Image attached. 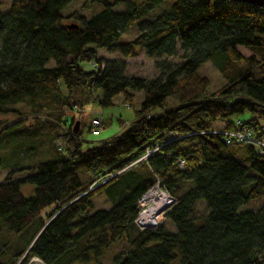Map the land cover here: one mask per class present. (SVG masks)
<instances>
[{"label":"trees","instance_id":"trees-1","mask_svg":"<svg viewBox=\"0 0 264 264\" xmlns=\"http://www.w3.org/2000/svg\"><path fill=\"white\" fill-rule=\"evenodd\" d=\"M93 1L103 8L92 17L64 13L74 0H12L6 13L0 6V114L26 97L49 99L53 120L36 115V127L55 131L64 143L61 150L53 142V158L10 170L0 182V264H29L34 256L45 264H102L124 239L129 249L113 255L112 264H264V151L256 144H227L222 132H213L219 120L227 130L240 121L264 135V6L237 0ZM133 25L140 34L123 40ZM102 48L124 58L142 50L161 58L181 49L184 56L180 63L157 60L160 76L129 77L125 61L105 60L98 54ZM216 59L227 83L210 93L212 82L200 68ZM135 91L144 98L133 122L85 148L87 122L76 133L81 118L68 109L85 105L93 94L92 103L102 108L121 95L132 104ZM244 112H252L251 119H231ZM20 124L5 128L21 134ZM156 147L146 161H137ZM17 172L25 175L15 177ZM157 177L175 198L167 216L174 230L165 219L156 229L135 223L138 200ZM28 184L35 187L29 196L22 188ZM99 195L113 207L95 209ZM255 202L256 208L247 207ZM32 225L27 244L14 240Z\"/></svg>","mask_w":264,"mask_h":264},{"label":"rangeland","instance_id":"rangeland-1","mask_svg":"<svg viewBox=\"0 0 264 264\" xmlns=\"http://www.w3.org/2000/svg\"><path fill=\"white\" fill-rule=\"evenodd\" d=\"M12 0H0V6L1 10L6 13L11 4ZM103 6L101 3L93 0H74V3L71 4L64 13H69L74 10H77L79 13L83 15H87L88 17H92L95 15L98 11L102 10ZM123 6H119L117 10H121ZM162 8H167V4L162 5ZM138 25H133L125 31V33L122 36L123 40H129L137 37L140 34V28H138ZM243 54L248 56L250 54V50L240 47ZM100 57L105 58V60H124L126 64V71L125 75L131 77V76H137V77H146V78H153L156 76H160L161 70L157 67V60L167 59L171 63H180L183 60L184 51L181 49L178 50L177 55H174L173 57H169L166 55H163L161 58L157 57H149L147 53L142 50L141 54L137 57H130V58H124L120 53H117L115 51L110 50L109 48H102L99 50ZM221 64L220 59H216V61H207L201 68L200 72L203 76H208L212 82L211 86L208 89V92L213 93L218 91L223 85L227 83L224 76L222 75L221 71L219 70ZM51 66L54 65V63L50 64ZM86 68H90L89 63L83 64ZM100 92H98L97 95H99ZM96 94L92 95V100H94L93 97H95ZM134 101L132 104L127 102L129 104V107L126 106V102L124 97L117 96L115 99V104L111 107L102 108L99 107L98 104L92 103V100H90L88 103L86 102L85 105L79 106L76 110H80L79 112H69L74 116L75 119L81 118L80 126L84 125V122H87V124H90L91 119H102L103 124L101 128L99 129L101 131L100 135H94L93 132L87 129V126H84L83 132H82V141L84 142V147L88 148L93 144L101 143L102 140L108 139L112 137L115 134L123 132V130L129 126L128 122H133L135 117V110L140 108V103L142 102L144 98V92L143 91H135L133 92ZM48 101V102H47ZM37 103V104H36ZM171 103V101H170ZM36 104V105H35ZM40 107V105H44L42 109L44 111L40 112H31L32 109L37 106ZM11 111L3 112L0 114V126L3 128H7V126L12 125L15 121H19L20 123V129L23 130V133L16 134V131H12L9 129H3L0 128V155L2 157V163L0 166V182H3L6 179V175L10 170L17 169L19 167L22 168H28V166H34L37 165L39 162L48 160L49 158H53L56 154L54 153L53 144L56 143L57 147L59 148L64 143L61 138L57 139L58 134L55 131L52 130H45L44 128L38 129L36 126V115H39V119L43 121L53 120L52 115L50 112H54V104L50 102L49 99L46 101L43 99H39L37 101H31L29 97L24 98L23 101L17 102L14 105H7ZM15 109L19 110L20 113L16 112ZM253 116V113L251 112H244L240 115L232 116L231 119L234 121L237 120H246L248 121ZM122 120V122H121ZM261 123L264 122V118H262ZM126 122V123H125ZM36 124V125H35ZM219 128V125L216 124V129ZM63 132L66 131V129H62ZM36 131L37 135H32L31 132ZM54 137L56 139L54 140ZM54 142V143H53ZM24 172H17L15 177H22L24 176ZM23 191L25 195L29 196L34 190L33 185H24ZM258 202L251 203L247 205V207L250 208H256L258 206ZM94 208L95 209H105V208H112V202H110L107 199L106 195H99L94 200ZM51 208L45 209L43 212H49ZM198 212L200 214L204 213V203L199 205ZM167 222L169 229L174 230L175 227L169 221V219L166 217L164 218ZM163 219V220H164ZM35 226L32 225L26 230H24L23 233H20L19 235H15L16 241H18L21 244H27L29 240H31V237L33 233L35 232ZM10 235V236H9ZM12 234H8V237H11ZM2 239V238H0ZM5 241V240H4ZM126 239L123 241L117 242L113 247H111L110 250L107 251L106 256L103 258L102 264H112V256L117 254L119 251L127 252L129 247H127ZM18 244V245H21ZM32 264H45L44 262L40 261H32ZM91 264H101L99 261H94Z\"/></svg>","mask_w":264,"mask_h":264},{"label":"built area","instance_id":"built-area-1","mask_svg":"<svg viewBox=\"0 0 264 264\" xmlns=\"http://www.w3.org/2000/svg\"><path fill=\"white\" fill-rule=\"evenodd\" d=\"M92 65L96 68L98 67L103 68L105 66L99 63L98 64L92 63ZM126 106L129 107V104L126 103ZM78 107L79 105L74 106L73 109H68V113L72 111L79 112L80 110L79 111L76 110ZM103 123L104 122L102 119L93 118L91 119L90 124H87V129L89 127V131L91 130L94 135H100L101 131L99 129L101 128ZM130 124L131 122L130 123L128 122V125ZM236 124L237 127L234 129H230V130L220 129V131L214 130L213 132L216 133L222 132L226 137L227 144H231V143L256 144L258 147H260L261 151H264V135L263 137H260L257 131L251 129L249 126H245L240 121H237ZM63 145L60 146L61 150ZM157 150H158L157 147L148 150L145 156H143L137 161L138 162L142 160L146 161L147 157L150 156L152 153L156 152ZM185 164H186L185 160L180 159V166L184 168ZM156 181L157 182L154 185H152L150 188H148L147 191L144 192V194L138 200L139 210L137 213L138 216L135 219V223L141 229L158 228L160 226V223L163 221L164 218L168 216L169 214L168 212H170L171 208L176 203L173 194L170 191H168V189L163 185L162 181L158 177ZM32 261H40L43 263V261L37 256L32 257V259L28 263L32 264Z\"/></svg>","mask_w":264,"mask_h":264},{"label":"water","instance_id":"water-1","mask_svg":"<svg viewBox=\"0 0 264 264\" xmlns=\"http://www.w3.org/2000/svg\"><path fill=\"white\" fill-rule=\"evenodd\" d=\"M237 1H240V2H249V3H252V4H255V5H260V6H264V0H237ZM75 27H78V25H70V28H75ZM80 123H81V120H79L75 127H74V131L76 133L79 132V129H80Z\"/></svg>","mask_w":264,"mask_h":264},{"label":"crops","instance_id":"crops-1","mask_svg":"<svg viewBox=\"0 0 264 264\" xmlns=\"http://www.w3.org/2000/svg\"><path fill=\"white\" fill-rule=\"evenodd\" d=\"M263 123H264V122H263ZM216 124L219 125L218 130L221 129V128H225V127H226L225 122H224V121H221V120H219L218 122H216L215 125H216Z\"/></svg>","mask_w":264,"mask_h":264}]
</instances>
